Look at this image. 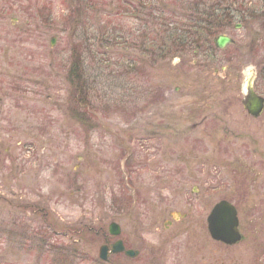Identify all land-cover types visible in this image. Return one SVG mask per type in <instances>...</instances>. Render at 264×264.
Returning <instances> with one entry per match:
<instances>
[{"label":"rangeland","instance_id":"374dc122","mask_svg":"<svg viewBox=\"0 0 264 264\" xmlns=\"http://www.w3.org/2000/svg\"><path fill=\"white\" fill-rule=\"evenodd\" d=\"M183 4L231 12L221 33L234 44L205 68L198 65L205 46L189 44V33L174 39L178 20L188 18ZM159 10L175 14L170 28L152 22ZM263 19L264 0H0V264H126L119 256L102 261V238L75 232L78 223H124L145 200L154 213L170 207L168 184L191 187L199 173L181 180L153 169L202 162L210 171L202 180L236 198L246 227L243 254L263 264L264 113L246 112L241 89L253 68L264 95ZM75 57L80 85L71 81ZM155 108L172 119L165 134L176 137L165 140V150L150 135ZM131 149L132 165L150 167L127 173ZM157 179L166 187L151 185ZM79 236L86 237L80 245Z\"/></svg>","mask_w":264,"mask_h":264},{"label":"flooded vegetation","instance_id":"af4514ba","mask_svg":"<svg viewBox=\"0 0 264 264\" xmlns=\"http://www.w3.org/2000/svg\"><path fill=\"white\" fill-rule=\"evenodd\" d=\"M216 39L217 37L212 39L213 45L211 46L200 43V46H205L202 51V60L198 63L200 67L205 68L208 65H211V62L218 60L217 51H223L228 45L234 44L230 43L226 44L224 47H219L216 44ZM194 64H197V61ZM222 68L224 69L225 67L223 66ZM258 80L260 81L257 73L254 78L253 88L258 94L264 96L255 88ZM244 87L245 85L241 87L243 95L242 105L246 91L244 90ZM206 88L208 89V86L204 87V89ZM164 93L166 92L164 91ZM166 97L170 98L167 95ZM156 100H159V98ZM153 112L157 113L158 117L151 121L156 123V129L154 130L155 135L152 133H150V135L154 138H159L163 143V150H165V140L168 139L174 142L176 137L174 133L171 135L169 133L165 134L172 119L166 118L167 115L162 113L163 117L160 116L161 118H159V112H161L159 108L153 109ZM204 118L199 121H194V125H201L206 121ZM160 126L165 128L163 132L160 131ZM130 138L134 141L133 136H130ZM120 145L121 147H127V145L122 142ZM129 152L130 153L124 159V169H126L127 173H140V171L150 167L143 164L132 165V158L136 152H134L133 149L129 150ZM192 156L195 157V155ZM183 161H187L186 158ZM190 162L192 161H189L188 163ZM172 168L173 166H169L168 168H165L164 166H156V170L153 169V173L167 174L168 172L177 175L178 179L181 180H191L192 173L194 179H196V174L199 173V181L195 182L191 187L184 186V184H188L190 181L181 182L179 180L177 182L173 181L169 183L170 194L165 202L168 203L170 207L162 208L160 209L161 211L156 208V213H154L153 208L150 210L148 206H146V208L144 207L146 204L145 200L143 204L144 206L142 207V209L144 208L142 210L143 212L125 214L127 217L124 220L125 222L123 223L122 221L121 224L119 223L121 230L119 236L111 235L109 233V226L108 228L103 226L96 227L95 222L91 219H88L87 222L82 221L78 223L82 228L76 227L74 231L81 235H84L85 232L92 233L94 234V238L101 237L103 240L101 245H106L109 249V253H111L110 260L112 256H119L126 260V264H132L127 261L133 262L134 260L136 261V264H262L261 260H256L254 253L247 256L245 253L243 254L247 241L244 232L246 227H244L242 222V215L238 203L234 200L236 198H224L223 193H221L224 187L221 183L208 181L207 176L202 180V173L205 175L210 173L209 169L205 167V163L203 164L202 162L196 167L186 165L182 168L183 170L181 168ZM156 177L158 178V175ZM158 179L157 182L151 183V185H158L157 189L161 190L165 188L166 185L161 181L159 182ZM126 184L130 187L129 182ZM185 188H188L186 193L187 197L181 198V193ZM233 188L234 190L240 189L237 184H235ZM134 196V193H132V196L130 195L131 198H134ZM214 197L218 198L214 199ZM123 198L128 202L127 198L124 196ZM174 199H178L179 201ZM224 200L233 204L238 212V228L241 237L234 243H229L222 238L215 237L210 230V226H213V223L210 224L212 212L216 206ZM161 201H163V199ZM180 205H182L183 208L174 207ZM124 210L127 209L125 208ZM217 216H221L223 220V213ZM128 222L130 223L127 224ZM218 226L223 227V224L219 223ZM149 236H156V242L149 244V240L147 239ZM85 238L86 237L79 236L78 245L82 244V241H86ZM118 240L121 241L122 250L119 253H113V247ZM128 251H130L131 254H128Z\"/></svg>","mask_w":264,"mask_h":264},{"label":"trees","instance_id":"16d2710c","mask_svg":"<svg viewBox=\"0 0 264 264\" xmlns=\"http://www.w3.org/2000/svg\"><path fill=\"white\" fill-rule=\"evenodd\" d=\"M182 9H180L181 13H184V17H187L185 14L188 13V18H183L184 21L178 20L182 22L181 26H176L173 29L181 30L178 34V37H176L177 33L172 34L171 38H174L175 40H180L185 38V35L189 33L190 38L193 40L192 42H188L192 46H200V43L207 44L208 46H211L212 39L218 35L221 32H224L223 27L226 26L227 22H229V17L231 12L223 11L222 13H218L216 11H212L211 9H200V7H192L185 6V4L182 5ZM191 9L192 11H189ZM154 12V11H152ZM151 12V13H152ZM193 16L191 15V13ZM164 14H168L165 16ZM175 15L173 12H164L163 10H159L156 15H153V21L156 25H158V29L160 28H170L169 24L172 21V16ZM229 16V17H228ZM264 20V19H263ZM175 22V21H174ZM150 23V20L149 22ZM180 28V29H179ZM188 38H186L187 40ZM181 40V43H178L177 45H180V47L184 50L186 49V46H188L187 42H184ZM186 44V45H185ZM198 55V54H195ZM83 67L81 61H79V57H75L73 59L72 68H71V75L74 73L75 75L72 76L73 78H77V80L72 79L71 81H77V84L80 85V81L82 80ZM79 75V76H78ZM79 90L84 91L83 85ZM82 93V92H81ZM91 121V120H90ZM92 122V121H91ZM90 125H94V123H91Z\"/></svg>","mask_w":264,"mask_h":264},{"label":"water","instance_id":"95a60500","mask_svg":"<svg viewBox=\"0 0 264 264\" xmlns=\"http://www.w3.org/2000/svg\"><path fill=\"white\" fill-rule=\"evenodd\" d=\"M228 42H233V39L228 37L227 35H220L216 40L217 45L220 47H223ZM249 73L246 74V78H245L246 85L244 89L246 91H245V97L243 99V103H244L245 108L248 110V112L251 115L258 117L260 116V114L262 113L264 109V97L258 95L254 91L251 85L252 79H253V72L250 73L251 74L250 76H248ZM219 208H221L222 210L217 212ZM216 209L212 213V221H211V223H213V226H211V231L213 235L215 237L222 238L228 242H235L237 239L240 238V234L237 228L238 218H237V212H236L235 207L232 205H229L227 202H223V203H220L216 207ZM221 213H223V220L221 216H217V215H220ZM219 223H222L223 227H219L218 226ZM116 227H118V225L116 223H112L111 231L113 233L118 234L119 230L113 229ZM120 244H121V241H118L115 244L114 249H113L114 252L121 250L122 247L119 246ZM100 256L105 260L108 259V247L107 246L104 245L100 248Z\"/></svg>","mask_w":264,"mask_h":264}]
</instances>
